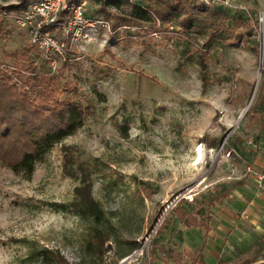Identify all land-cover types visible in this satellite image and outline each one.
Segmentation results:
<instances>
[{
	"label": "rangeland",
	"instance_id": "1",
	"mask_svg": "<svg viewBox=\"0 0 264 264\" xmlns=\"http://www.w3.org/2000/svg\"><path fill=\"white\" fill-rule=\"evenodd\" d=\"M24 1L0 0V69L31 58L36 86L55 78L56 98L79 102L86 115L30 176L0 165V264H37L44 249L68 264H177L172 251L189 264L185 251L204 230L184 228L176 208L203 219L213 204L217 219L230 209L214 204L216 195L239 182L257 189L246 168L257 148L246 142L263 121L264 0H199L225 16L201 34L183 33L179 20L121 26L132 7H108L107 16L100 1L86 0L92 25L52 30L63 47L47 54L5 16L18 13L1 9ZM212 32L218 38L208 40ZM82 181L103 211L100 225L74 214ZM94 227L108 235L102 256Z\"/></svg>",
	"mask_w": 264,
	"mask_h": 264
},
{
	"label": "trees",
	"instance_id": "2",
	"mask_svg": "<svg viewBox=\"0 0 264 264\" xmlns=\"http://www.w3.org/2000/svg\"><path fill=\"white\" fill-rule=\"evenodd\" d=\"M35 0H25L19 5L1 8L20 13ZM107 16L108 7L114 9L122 5L132 7L129 16L120 20L121 26L138 24L139 21L169 23L179 20L183 33L201 34L202 30L213 29L217 18L225 19L222 6L215 7L199 0H98ZM191 1V2H190ZM142 4H146L143 6ZM114 17L110 29L117 27ZM216 34V33H215ZM214 32L208 40L218 38ZM37 74L31 58L16 60L8 69H0V165L14 174L30 176L38 164L55 145L80 129L85 120V109L79 102L59 101L55 88L57 80L51 79V84L44 89L36 86ZM69 154V153H68ZM74 214L82 220L91 219L94 225L102 223L103 211L91 195V186L86 181L74 189ZM226 196L225 192L214 197L213 202ZM212 203V202H211ZM210 205L206 208L205 217L198 218L193 212H185L179 207L175 210L178 222L187 229H204L209 231L208 223L212 220ZM91 238L100 256L104 253V245L108 235L94 227ZM264 237L248 250V255L235 262L219 261L218 264H254L263 259ZM174 263L180 264L181 258L176 252H166ZM189 264H196L199 255L185 251ZM37 264H68L65 258L52 250L44 249L39 253Z\"/></svg>",
	"mask_w": 264,
	"mask_h": 264
},
{
	"label": "crops",
	"instance_id": "3",
	"mask_svg": "<svg viewBox=\"0 0 264 264\" xmlns=\"http://www.w3.org/2000/svg\"><path fill=\"white\" fill-rule=\"evenodd\" d=\"M261 110L263 121L254 139L258 147L257 150H251L252 154L249 156L246 168L264 172V97ZM249 141L246 144L251 146L248 144ZM249 178H252L251 174ZM243 185V182H239L222 191L226 193V196L220 200L225 201L230 211L225 215L217 216V219L214 213L211 214L212 220L208 223L209 231L206 232L203 229L201 244L189 251L199 255L196 264L235 262L248 255V250L256 245L261 237H264V195L252 184L245 187ZM237 214L242 215V220L236 216ZM262 255L264 259V252ZM254 264H264V260H258Z\"/></svg>",
	"mask_w": 264,
	"mask_h": 264
},
{
	"label": "built area",
	"instance_id": "4",
	"mask_svg": "<svg viewBox=\"0 0 264 264\" xmlns=\"http://www.w3.org/2000/svg\"><path fill=\"white\" fill-rule=\"evenodd\" d=\"M86 0H35L26 10L18 14H5L18 26L27 28L32 37V44L48 52L61 53L62 43L55 39L52 30L69 32L73 27H81L85 24L92 25L84 18ZM263 22V18H260ZM80 29V28H79ZM261 61L264 58V38L258 39ZM50 52V53H51ZM253 148L257 144L252 140L248 142ZM247 171L251 174L257 189L264 195V172Z\"/></svg>",
	"mask_w": 264,
	"mask_h": 264
},
{
	"label": "bare ground",
	"instance_id": "5",
	"mask_svg": "<svg viewBox=\"0 0 264 264\" xmlns=\"http://www.w3.org/2000/svg\"><path fill=\"white\" fill-rule=\"evenodd\" d=\"M196 162L195 164H200L202 161V153H201V149L199 148L196 154Z\"/></svg>",
	"mask_w": 264,
	"mask_h": 264
},
{
	"label": "water",
	"instance_id": "6",
	"mask_svg": "<svg viewBox=\"0 0 264 264\" xmlns=\"http://www.w3.org/2000/svg\"><path fill=\"white\" fill-rule=\"evenodd\" d=\"M250 103L248 104L247 108L249 107ZM247 108L245 109V111L243 112V114H241L240 119L245 115Z\"/></svg>",
	"mask_w": 264,
	"mask_h": 264
}]
</instances>
